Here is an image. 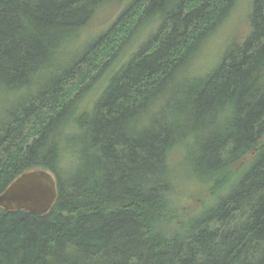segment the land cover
I'll list each match as a JSON object with an SVG mask.
<instances>
[{
  "label": "trees",
  "instance_id": "16d2710c",
  "mask_svg": "<svg viewBox=\"0 0 264 264\" xmlns=\"http://www.w3.org/2000/svg\"><path fill=\"white\" fill-rule=\"evenodd\" d=\"M237 4L0 0V194L34 170L57 191L0 208V264H264V0L194 67Z\"/></svg>",
  "mask_w": 264,
  "mask_h": 264
},
{
  "label": "rangeland",
  "instance_id": "374dc122",
  "mask_svg": "<svg viewBox=\"0 0 264 264\" xmlns=\"http://www.w3.org/2000/svg\"><path fill=\"white\" fill-rule=\"evenodd\" d=\"M253 0H238V4L233 10L230 19L226 21L219 33L214 36L207 44L205 49L200 54L198 60L195 62L194 67L197 72H203L208 67L212 66L224 51L233 44V40H243L249 33L248 15L251 12V4ZM123 8V5H122ZM116 10L112 7L102 8L93 18V21L88 25L86 31L82 36L83 44L93 38L95 34L103 31L110 24ZM105 31V30H104ZM246 35V36H245ZM245 36V37H244ZM241 40V41H242ZM5 98L4 94L0 92V107L2 108V100ZM194 153L188 147L187 158Z\"/></svg>",
  "mask_w": 264,
  "mask_h": 264
},
{
  "label": "water",
  "instance_id": "95a60500",
  "mask_svg": "<svg viewBox=\"0 0 264 264\" xmlns=\"http://www.w3.org/2000/svg\"><path fill=\"white\" fill-rule=\"evenodd\" d=\"M57 197L53 176L42 170L26 172L17 177L0 194V208L23 210L37 216L45 215Z\"/></svg>",
  "mask_w": 264,
  "mask_h": 264
},
{
  "label": "bare ground",
  "instance_id": "6f19581e",
  "mask_svg": "<svg viewBox=\"0 0 264 264\" xmlns=\"http://www.w3.org/2000/svg\"><path fill=\"white\" fill-rule=\"evenodd\" d=\"M130 55V54H129ZM122 56V55H121ZM126 57V56H125ZM195 59V58H194ZM190 64H191V62H190ZM197 69V68H196ZM212 70V69H211ZM187 72V71H186ZM207 73V72H206ZM203 75V74H202ZM201 77V76H200ZM191 79V78H190ZM175 146V145H174ZM170 149H172V148H170ZM44 216V215H43Z\"/></svg>",
  "mask_w": 264,
  "mask_h": 264
}]
</instances>
